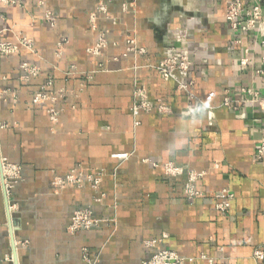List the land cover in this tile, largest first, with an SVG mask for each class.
Returning a JSON list of instances; mask_svg holds the SVG:
<instances>
[{
	"label": "crops",
	"instance_id": "1",
	"mask_svg": "<svg viewBox=\"0 0 264 264\" xmlns=\"http://www.w3.org/2000/svg\"><path fill=\"white\" fill-rule=\"evenodd\" d=\"M231 1L0 0V45L17 47L0 53V264H90L84 249L96 264H142L152 240L186 264H264L254 257L264 252V158L256 157L264 144V38L246 15L260 6L264 21V0H240L244 30L227 21ZM100 34L107 43L94 54ZM132 39L143 54L130 49ZM172 55L191 62L178 74L193 82L189 92L156 69ZM24 63L41 72L23 80ZM49 81L56 125L51 102L33 103ZM141 87L172 112L135 117ZM189 93L201 107L185 116ZM4 161L22 168L9 194ZM168 162L204 173L199 197H186V174L166 175ZM76 167L84 175L104 170L97 191L54 188L55 177ZM224 189L233 199L220 212ZM80 208L115 222L72 235L67 227Z\"/></svg>",
	"mask_w": 264,
	"mask_h": 264
},
{
	"label": "built area",
	"instance_id": "2",
	"mask_svg": "<svg viewBox=\"0 0 264 264\" xmlns=\"http://www.w3.org/2000/svg\"><path fill=\"white\" fill-rule=\"evenodd\" d=\"M25 0H3L5 4L12 5H23ZM101 10H104V6L100 7ZM245 10L243 4L240 0H232L229 3L228 11H227V21L231 23L232 27L235 29L241 28L244 30L246 27L242 26L241 17L244 15ZM246 15L250 17V23L256 24L259 23L260 33L264 38V21L262 20V13L260 6H255L251 10L246 12ZM45 19L51 24V26H55L56 19L51 12H47L45 15ZM94 20V19H93ZM93 22V21H92ZM93 30H96V26L93 22ZM67 43L66 38H61L58 43L59 52L63 50L64 44ZM107 40L104 34H100L98 37V42L95 48L90 50L94 54H99L100 50L106 46ZM26 48L32 49L33 44L32 41L23 39L21 41ZM129 44L131 45V50H135L136 53L143 54V49H138L135 44V40H129ZM264 46V40H263ZM17 51V47L4 43L0 45V53L4 55L11 54ZM191 67V62L186 56L172 55L167 59L163 60L156 69L158 70L161 77L165 80H175L179 82V88L185 90L186 92L190 90V86H193V82L185 83L179 79L178 74L185 75ZM23 77L22 79L25 81H29L32 77H36L41 72V68L38 66L30 65L28 63H24L22 65ZM181 81V82H180ZM53 85L52 81H49L45 86H43L42 90L36 93L33 103L35 105H41L48 102H51L52 105L49 107L48 114L50 121L53 125L58 124L60 117V110L55 107V103L57 98L52 96L51 93L47 91L49 87ZM190 104L187 109L183 112L185 116H192L195 111H199L201 105L199 102L195 100V97L192 93H189ZM254 101H259L257 96ZM194 102V104H192ZM264 103V100L260 101ZM158 110L159 113H171L172 110L167 105L164 104L163 101L158 100L157 103L152 102L147 95L146 89L141 87L137 88L134 94V105L132 107V113L135 117H137L141 111L151 112L154 109ZM120 161H125L129 158L128 154H118L114 156ZM257 159L264 158V144L258 149L256 154ZM3 170H4V180L7 192L11 191L13 188L14 182H17L21 179L22 168L19 165L11 164L7 162H3ZM164 171L169 177H182L186 174V180L184 183V192L187 198L193 200L201 195V193L196 189L195 184L198 180H200L204 173H198L196 171H187L184 167L178 166L173 162H168L164 166ZM105 176L104 170L99 171L95 175H84L82 170L79 167H76L71 170L65 176H57L53 179L52 185L56 189H63L68 186H77L82 187L84 184H88L92 190L97 191L99 189L100 184L102 183L103 177ZM225 195V201L216 204V209L220 212H226L230 209L231 200L233 199V195L226 189L222 191ZM114 219H104L96 217L94 212L90 208H80L73 212L70 224L67 227L68 233L74 235L80 231H90L95 228H99L103 224L111 223L114 224ZM159 240H152L147 242V245L151 248L155 249L154 253L150 258L145 260L142 264H186L187 258L183 255H180L178 252L165 249L159 246ZM254 257L257 260L264 259V252L262 250H257L254 253ZM83 259L90 264H96L97 257L92 258L90 252L87 249L83 250Z\"/></svg>",
	"mask_w": 264,
	"mask_h": 264
}]
</instances>
